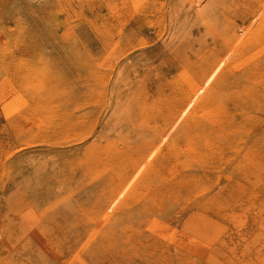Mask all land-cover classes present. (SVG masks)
<instances>
[{"label": "rangeland", "instance_id": "374dc122", "mask_svg": "<svg viewBox=\"0 0 264 264\" xmlns=\"http://www.w3.org/2000/svg\"><path fill=\"white\" fill-rule=\"evenodd\" d=\"M0 264H264V0H0Z\"/></svg>", "mask_w": 264, "mask_h": 264}, {"label": "bare ground", "instance_id": "6f19581e", "mask_svg": "<svg viewBox=\"0 0 264 264\" xmlns=\"http://www.w3.org/2000/svg\"><path fill=\"white\" fill-rule=\"evenodd\" d=\"M192 118V117H191Z\"/></svg>", "mask_w": 264, "mask_h": 264}]
</instances>
